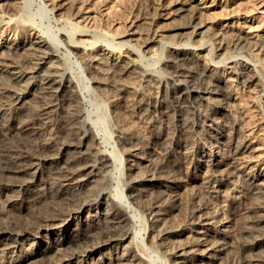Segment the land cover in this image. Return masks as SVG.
<instances>
[{"label": "bare ground", "instance_id": "1", "mask_svg": "<svg viewBox=\"0 0 264 264\" xmlns=\"http://www.w3.org/2000/svg\"><path fill=\"white\" fill-rule=\"evenodd\" d=\"M44 1L54 11L72 3L71 7L77 9L79 15L67 20L72 30L81 36L90 35L87 27L79 24L91 18V12L82 6L80 0ZM207 1L174 0L170 11L175 19L185 18L184 21L166 26L152 35L133 27L116 34L119 39H125L118 43L125 45L127 51L122 50L121 53V49L116 52L100 48L96 54L87 53L90 60L86 64H91L89 70L95 67L102 77L142 76L150 88L148 97L151 103L157 105L154 109L165 117V125H176L170 134L163 132L157 135L154 130L141 133L131 126L126 130L124 126L128 122L120 110V102L112 99L114 113L122 126V136L118 140L125 153L137 156L140 161L127 166L126 187L133 190V194L127 197L133 203L151 204L153 229L159 238L177 233L178 228L165 223L170 207H176L180 202L176 186L178 175L185 172L187 167H194L199 160L198 156L194 157L191 144L183 139L193 131L205 132L207 125L212 128L209 122L214 119L213 110H209L201 119H191L185 107H210L215 99L214 94L227 96V92L216 89L217 82L225 77V73L233 74L239 84L250 86L260 80L257 67L264 69V45H259L261 58L255 63L243 58H227L224 64L213 63L209 59L202 61V49H206L203 46L196 48L199 50L196 55L199 60L189 55V48L192 49L190 41L197 36L203 37L209 29L202 19L203 9L210 7L206 6ZM21 2L0 0V255H8L11 247L16 248L31 235L41 238L63 235V238H67L68 235L64 234L66 231L70 233L77 229V248L56 260L51 261L50 258L51 262L47 264H72L76 261L77 264H84L86 259L104 247L117 243L118 248V245L122 246L123 242L133 237L128 227L131 210L123 194L124 201L115 198V203H108L105 214H93L81 224L74 221L75 215H79L88 205L102 204L106 191L101 184L113 167L112 154L96 146L98 138L84 121L80 93L74 89L70 74L56 63L60 57L57 46L27 27L28 24L21 17ZM12 26L17 30L14 38L4 35ZM177 33L178 37L164 41V36L172 38ZM238 37L239 43L250 38L247 32ZM65 38L68 37L65 35ZM68 40V44L75 49H84L81 44L75 43L73 37ZM138 40L149 49L159 42L170 53L165 62L169 61L167 66L173 70L174 82L168 86L164 97L155 96L162 85L140 69L135 55L131 56L133 53L139 55L132 43ZM26 54H31L32 58ZM95 61L104 67L99 69L92 65ZM212 75H216V83L207 80L210 76L213 79ZM101 76V79H97L100 84L103 83ZM135 81L121 85L125 104H133L137 99ZM30 94L33 98L27 100ZM228 95L234 102L231 130L240 135L231 138V148L226 156L222 155L221 149H211L214 144H200L199 153L204 154L199 161L209 163L211 172L208 177L212 191L222 192L221 186L228 181L234 182L232 179L239 175L244 177V184L234 185V195H224V205L218 211H206L207 208L202 205L193 211L188 229L200 235L188 241L189 244L178 245L175 251L176 257L190 264H210L222 254L234 257L236 251L241 252L242 257L224 264H264V157L255 146V138L249 133L250 123L247 125L244 121L247 113L245 107L234 97V93L228 92ZM226 102L221 101L220 107ZM137 106L143 108L142 103ZM151 112L153 110L149 114ZM156 141L161 145L159 149L155 147ZM138 166L139 171L135 174L132 171ZM97 187L100 188L95 193ZM234 206L244 213L242 225L237 231H234L230 217ZM223 212L232 213L229 217H221ZM63 225L64 228L60 229ZM75 225L77 227L74 228ZM56 241L48 242L50 248ZM136 246V250L133 249L135 246L126 247L121 255L113 258L114 261L106 260L101 264H151L139 251V245ZM62 248L58 247L57 251L60 252ZM43 250L39 247L33 254L38 255ZM28 260L25 255L12 264H24Z\"/></svg>", "mask_w": 264, "mask_h": 264}, {"label": "rangeland", "instance_id": "2", "mask_svg": "<svg viewBox=\"0 0 264 264\" xmlns=\"http://www.w3.org/2000/svg\"><path fill=\"white\" fill-rule=\"evenodd\" d=\"M21 1L19 4L21 17L28 24L27 27L44 35L57 46V54L60 59L58 58L59 61L56 63L62 67V70L70 74L74 81V89L80 93L83 101L84 121L92 128L98 138L96 146L98 145L112 154L113 167L101 184V187L106 191L102 198V204L88 205L79 215H75L74 221L81 224L86 222L93 214L99 216L105 214L108 203H115V198L124 201L122 199L123 194L131 210L128 227L133 237L123 242V247L118 245L117 248V243L104 247L100 252L98 251L86 259L84 264H101L106 260L114 261L113 258L121 255L123 251L130 248L129 246H135L136 248H132L136 250L137 244L140 247V250H138L146 256V260L151 264H190V262L176 257L175 251L178 245L189 244L188 241L191 242L194 237L200 235L188 229L193 211L198 208V205L205 206L207 208L206 211H218L224 205V195H234V185L244 184V177L239 175L232 179L234 182L229 183L228 181L226 185L221 186L222 192L212 191L208 177L211 168L208 167L209 163L206 162L204 164L199 161L204 154L203 152L199 153V146L200 144L203 146L205 143L214 144L211 149L215 151L221 149L222 155L226 156L231 148V138L240 135H236L230 126L233 118L232 114L234 113V102L232 98H229L228 92H232L235 95L234 97H237L238 102L241 101V104L245 107L247 113H245L246 118L244 121L247 125L251 124H249V128H251L249 133L255 138V146L259 148L261 156L264 157V69L257 67V75L258 78L260 76V80L250 86L239 84L235 81L233 74L225 73V77L217 82L216 89L220 92H227V96L214 94L215 99L211 102L210 107L193 105L185 107L187 110L186 114L191 119H201L209 110H213L214 119L209 122V124L212 123V128L207 125L205 132L193 131L188 137L183 139L191 144L194 157L197 158L198 156L199 160L196 161L197 165L195 164L194 167L190 168L187 167L185 172L178 175L179 179L176 186L180 202L177 203L176 207H170L167 222L165 223L173 226V228H178L177 233H171L168 234L169 236L165 235L159 238L155 234L157 231L155 232V228L153 229L154 225L150 215L151 204L148 202L142 205L133 203L131 202L132 199L129 200L127 197L131 193L133 194V190L126 187L128 182L127 171L129 172L127 166L137 162L140 163V161L137 156L125 153L118 140L122 136L120 133L122 126L114 113L112 99H117L118 103L120 102V110L125 114V120L128 122V124L126 123L127 126H124L126 130L131 126V128L141 131V133L154 130L157 135H160L163 132V134L174 132L176 125H165V117L154 109L157 105L151 103L148 97L150 88L146 86L142 76H139V78H128L125 75L122 78L118 75H106L107 78L105 76L103 78L95 67L89 70L88 67L89 65L91 67V64H86V62L89 59L87 58L89 57L88 55H91V52L96 54L100 48H108L116 52L121 49V53L127 51L125 45L118 43L125 39H119L116 34L129 27L152 35L155 32L162 31L166 26L181 23L185 18H174L173 13L170 11L174 0H82L83 2L80 0L82 6H85L91 12V18L79 23L87 27L90 35L81 36L72 30L70 23L67 21L69 18L79 16L76 13L77 9L71 7L72 3L61 10L54 11L52 6L47 5L44 0ZM206 6L210 7L203 9L202 19L209 26V29L204 33L203 37L197 36L190 41L192 49L189 46L188 48L191 57L193 56L197 59L196 55L199 50H196V48L203 46L206 49H202V54L204 55L202 61H208L209 59L213 63L224 64L227 58H230V60L243 58L255 63L258 58H261L262 51L258 47L259 45H264V0H208ZM11 28H13L12 31H10ZM11 28L7 29L8 31L6 30L4 35L14 38L17 30L13 26ZM245 32L250 37L249 41L244 39L239 43L238 35H245ZM163 33L165 34V32ZM65 35L69 39L73 37L75 43L81 44L84 49H75L69 45L70 40L65 38ZM176 37H178V33L172 38L164 36L163 39L164 41H169ZM132 43L135 44L136 51H139L135 52L139 55L137 56L133 53L131 56L135 55L134 57L138 59L136 63H139L140 69L148 72L153 79L158 80L163 86H161V90H158L159 92L155 93V96L164 97L168 86L174 82L172 79L173 70L167 66L169 61L165 62L170 57L169 51L159 42L154 43L150 49L143 47L141 40L133 41ZM27 56L32 58L31 54ZM100 64L95 61L92 65L98 68L104 67L102 64L100 66ZM100 76L103 82L101 84L97 80L98 78L101 79ZM212 76L213 79L210 76L207 80H211L210 83H216L214 77L216 75ZM131 80H136L137 99L133 104L128 102V104H125V98L120 88L121 85ZM28 96L29 99L27 98V100L33 98L31 94ZM223 100L227 102L223 107H220V102ZM139 103L143 104V108L137 106ZM150 110H153V112L149 114ZM173 116H175V113ZM156 143L157 146L155 147L159 149L161 145L157 141ZM211 149H208V151L211 152ZM143 150L142 153L145 152V149ZM138 169L139 166L135 167V171L132 172L137 174ZM99 188L97 187L94 190L95 193ZM237 208L238 206L232 207L233 213L231 212L232 215L230 216L234 231L239 230L244 219V213H241ZM231 213L223 212L221 217L228 216ZM63 228L64 225L60 227V229ZM180 229L183 230L179 231ZM76 232L77 229L75 231L72 230L70 233L66 231L64 234L68 235L67 238H63V235L52 238H41L40 236L31 235L28 240H22V243L16 248L11 247V252L8 255H0V264H12L25 255L26 258H29L25 262L26 264H47V262L56 260L62 254H68L74 248H77ZM53 239L55 241L58 240V242L56 241L50 248L48 242ZM39 247L44 248L45 251L43 250L38 255H34L33 253ZM56 247H63V250L61 249L59 252ZM227 256L222 254L220 258L212 260L210 264H224L242 257L239 251H236L234 257ZM50 258H52L51 261ZM72 264H77V261ZM78 264H81V262H78Z\"/></svg>", "mask_w": 264, "mask_h": 264}]
</instances>
